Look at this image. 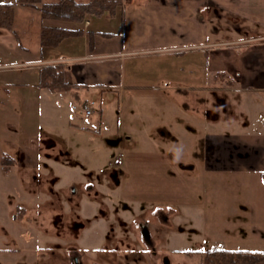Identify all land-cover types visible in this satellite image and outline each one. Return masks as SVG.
I'll return each mask as SVG.
<instances>
[{
  "label": "rangeland",
  "instance_id": "obj_1",
  "mask_svg": "<svg viewBox=\"0 0 264 264\" xmlns=\"http://www.w3.org/2000/svg\"><path fill=\"white\" fill-rule=\"evenodd\" d=\"M140 2L151 11L132 18L130 42L137 40V47L114 59L120 80L52 98L60 110L45 112L42 125L35 113L41 88L35 65L1 72L10 76L16 108L20 90L24 105L25 94L32 93L26 104L33 105V125H23V131L38 168L26 173L21 194L10 197L11 204L28 210V219L16 228L22 239L10 242L23 249L22 261L30 255L33 264H76L75 256L79 264H165L166 258L169 264H203V254L185 251L231 247L219 238L228 233L234 200L249 199L257 190L254 180L206 173L204 162L217 136L264 135V95L251 99L259 93L222 85L203 90L208 49L190 48L205 42L200 15L188 16L185 0ZM36 10L18 7V34L0 39L1 64L30 59L21 56L22 47L38 58ZM214 37L210 32L209 42ZM248 49L244 63L253 54ZM224 62L216 58L208 78L232 85L227 78H239L238 70L224 68ZM82 99L95 102L92 115L84 113ZM12 142V136H0V144L17 158ZM8 196L2 202L8 204ZM0 235L14 237L1 226Z\"/></svg>",
  "mask_w": 264,
  "mask_h": 264
},
{
  "label": "crops",
  "instance_id": "obj_2",
  "mask_svg": "<svg viewBox=\"0 0 264 264\" xmlns=\"http://www.w3.org/2000/svg\"><path fill=\"white\" fill-rule=\"evenodd\" d=\"M140 1L132 0L124 8L123 20L121 10H119L115 18L105 15L100 19L89 18L82 24L43 20L40 11L36 10L40 17L41 29L43 26L61 27L82 30L84 34L69 37L56 48H39L37 59H33L30 49L22 47L21 56L26 57L28 55L30 59L8 64L0 63V78H4L3 80L0 79V136L6 138L12 136L14 142H12L11 147H15L18 154V157L14 158L10 151H7L8 146L0 144V154L15 160V164L11 166L6 167L0 164V226L2 228L7 227L10 231L13 230L14 236L0 235V264H33V259H35L29 255L24 256V261H22L21 252L23 249L10 245L12 239H22L21 233L18 234L16 228L20 223L24 224L29 217L28 210L21 206V203L12 202L11 204L10 197L21 194L22 188L20 186L27 182L26 173L38 168L34 158L36 156L32 155L34 152L33 143L30 142L29 137H26L27 131H23V125L25 127L27 123L33 125V105L28 107L26 104L27 98L29 100L32 93L28 96L25 94L24 105L22 103L24 96L20 90L18 94L20 102L16 108L15 97L13 98L11 92V80L6 79L10 76H6L4 73H7L11 68L28 67L31 69L35 65L38 74L39 68L46 64H62L64 66L66 79L72 84L71 89L52 92L46 88H40L36 91L39 101L35 113L39 116L38 124L42 125L45 112L51 108L56 112L60 110L58 106H55L52 98L64 96L73 88L84 87L91 90L105 83L120 80L121 76H117L120 68L119 62L114 61V59L136 52L134 48L137 47L135 44L137 40L133 39L134 42H130L131 34L129 31L132 18H136L138 15L143 16L145 12L151 11ZM185 2L189 4L186 5L187 8L185 6L184 11L188 16L200 15L198 18L201 22V38L205 40L203 44L190 48L208 49L206 55L207 78L204 80L202 89L209 91L210 86L221 87L220 85H222V88L227 87L226 89L232 92L259 93L252 96L251 99L260 100L259 95L263 98L264 0H185ZM0 3L14 4L16 17V11L20 6L16 0H0ZM192 30L197 32L196 27H192ZM9 32L18 34L14 27L12 31L0 28V39L2 36H8ZM88 32H93L92 40ZM210 32L215 36L211 42L208 39ZM101 33H108L113 36L105 37ZM251 46L253 50L249 48ZM209 47L218 48L216 51L210 52ZM247 49L250 52L253 51V54L250 60L244 63V54ZM213 53H218V55L213 56ZM220 57L225 59V62L222 63L224 68L228 65L233 66V68L236 67L238 70L239 78H227L232 85L227 84L225 82L227 80L223 81L224 78L219 80L208 78L209 66H213L216 58ZM221 67L220 65V69H222ZM82 100L85 101V99ZM252 101L254 102V100ZM75 127L78 128L79 126ZM215 142L213 151L208 153L204 162L206 173H233L238 176V181L242 179L254 180L257 186L255 187L257 190H253L251 195L248 194L249 199L244 197L234 200L237 209L234 207L233 218H230L232 222L226 226L228 233L219 238V243L231 244V247H224L225 249L264 252V185L261 184V179L264 177V135L257 133L255 135L239 133L230 136L222 134L216 137ZM38 162L39 160L37 164ZM19 174L21 181L18 178ZM6 194L9 195L8 204L2 202V198ZM233 199L234 195L232 201ZM231 233L236 235L232 236ZM213 248L218 247L214 246Z\"/></svg>",
  "mask_w": 264,
  "mask_h": 264
},
{
  "label": "trees",
  "instance_id": "obj_3",
  "mask_svg": "<svg viewBox=\"0 0 264 264\" xmlns=\"http://www.w3.org/2000/svg\"><path fill=\"white\" fill-rule=\"evenodd\" d=\"M132 0H16L25 7H34L40 11L43 20H53L82 24L89 18L100 19L105 15L115 18L121 10L124 19V8ZM15 10L12 3H0V28L12 31L14 27ZM82 30H72L61 27L43 26L40 31L42 48H56L69 37L83 35ZM90 39L93 32H88ZM105 37L113 36L101 33ZM39 86L52 92L65 91L72 87L66 79V71L62 64H49L38 70ZM0 164L11 166L15 160L0 154ZM179 252V251H178ZM185 253L203 254V264H264V252L248 250H232L225 248H210L207 250H187Z\"/></svg>",
  "mask_w": 264,
  "mask_h": 264
},
{
  "label": "built area",
  "instance_id": "obj_4",
  "mask_svg": "<svg viewBox=\"0 0 264 264\" xmlns=\"http://www.w3.org/2000/svg\"><path fill=\"white\" fill-rule=\"evenodd\" d=\"M87 24H89V23L87 22ZM80 106L83 109L84 113L87 116H90L93 113V110H94V107H95V102L87 100V101L82 102L80 104ZM74 109H77V107L74 106Z\"/></svg>",
  "mask_w": 264,
  "mask_h": 264
},
{
  "label": "flooded vegetation",
  "instance_id": "obj_5",
  "mask_svg": "<svg viewBox=\"0 0 264 264\" xmlns=\"http://www.w3.org/2000/svg\"><path fill=\"white\" fill-rule=\"evenodd\" d=\"M144 229L146 230V233L148 235V237L146 236L145 240L147 241V243H149L150 246H152L153 240L151 238V234H150V232H149V230L147 228H144ZM75 263L79 264L78 263V259L76 258V256H75Z\"/></svg>",
  "mask_w": 264,
  "mask_h": 264
},
{
  "label": "water",
  "instance_id": "obj_6",
  "mask_svg": "<svg viewBox=\"0 0 264 264\" xmlns=\"http://www.w3.org/2000/svg\"><path fill=\"white\" fill-rule=\"evenodd\" d=\"M145 227V226H144ZM145 236H147L148 237V235H147V233L145 232ZM165 264H169V262H168V258H166L165 259Z\"/></svg>",
  "mask_w": 264,
  "mask_h": 264
}]
</instances>
